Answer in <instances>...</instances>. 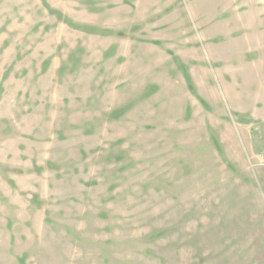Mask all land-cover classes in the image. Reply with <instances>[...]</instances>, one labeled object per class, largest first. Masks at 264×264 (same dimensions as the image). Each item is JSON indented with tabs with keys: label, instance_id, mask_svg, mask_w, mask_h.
Here are the masks:
<instances>
[{
	"label": "rangeland",
	"instance_id": "rangeland-1",
	"mask_svg": "<svg viewBox=\"0 0 264 264\" xmlns=\"http://www.w3.org/2000/svg\"><path fill=\"white\" fill-rule=\"evenodd\" d=\"M0 264H264V0H0Z\"/></svg>",
	"mask_w": 264,
	"mask_h": 264
}]
</instances>
